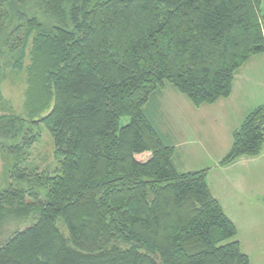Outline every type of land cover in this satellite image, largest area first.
Segmentation results:
<instances>
[{
  "label": "trees",
  "instance_id": "obj_1",
  "mask_svg": "<svg viewBox=\"0 0 264 264\" xmlns=\"http://www.w3.org/2000/svg\"><path fill=\"white\" fill-rule=\"evenodd\" d=\"M261 2L12 0L0 51L27 88L22 116H0L10 180L0 191V264L250 263L208 169L179 171L144 107L165 82L196 107L228 97L237 70L264 53ZM40 124L57 164L31 175L21 151ZM263 142L264 104L233 131L219 164L255 156ZM33 212L6 234L9 219Z\"/></svg>",
  "mask_w": 264,
  "mask_h": 264
},
{
  "label": "rangeland",
  "instance_id": "obj_2",
  "mask_svg": "<svg viewBox=\"0 0 264 264\" xmlns=\"http://www.w3.org/2000/svg\"><path fill=\"white\" fill-rule=\"evenodd\" d=\"M260 14L264 16V0L260 5ZM11 63L12 60L4 55L0 64V116H22V106L27 88L26 77L23 72L15 71ZM237 73L241 85L236 90L233 103H244L247 106L250 105L252 109L264 104V53L252 55L238 69ZM188 103L190 106L193 105L172 84L165 82L163 88H159L151 94L144 107L145 115L157 128L164 142L177 146L174 159L179 171L208 168L215 165V161L225 155L224 153L221 156L219 152L220 143L226 140L222 139V134L225 131L219 130L220 134L217 136L216 134L211 135L209 129L215 124L213 116H207V113L212 110L202 106L199 110L191 108L189 112ZM201 108H207V111ZM200 118L204 122H200ZM127 120L125 118L122 121L125 123ZM24 127L26 131H28V127L31 129L27 122L23 123ZM38 127L40 132L38 140L28 149L23 144L22 157L20 156L25 158L22 167L31 175L34 172H49L57 164L53 157V142L49 131L43 124ZM30 133L33 134V132ZM1 157L0 152V191L10 183ZM254 180L262 186H260V190H257L258 187L253 189V194L258 196H254L255 203L253 205L247 204L248 211L237 214L239 226L236 236L232 240L239 241L241 251L250 258L249 264H264V171L260 176L256 174ZM251 190L249 184V196L246 198L252 196ZM246 195L247 190L244 196ZM34 214L35 212L27 220L24 219L26 222H15L13 219H9L8 224L4 226L6 234L13 228L23 229L32 223ZM244 214L248 219L242 220ZM61 228L63 227L61 226Z\"/></svg>",
  "mask_w": 264,
  "mask_h": 264
},
{
  "label": "crops",
  "instance_id": "obj_3",
  "mask_svg": "<svg viewBox=\"0 0 264 264\" xmlns=\"http://www.w3.org/2000/svg\"><path fill=\"white\" fill-rule=\"evenodd\" d=\"M237 72L235 73L231 93L228 97L198 107L194 105L190 106L189 103L187 104L189 112L191 111V108L199 110L202 106L209 107V109L212 110V112L207 113V116L212 115L213 120L215 121V124L209 128L211 135L216 134L219 136V130L222 129L225 131V133L222 134V139L226 140L220 143L221 147L219 149L221 156L228 151L231 145V134L233 131L240 126L245 116L252 110L250 105L247 106V104L244 103H233V99L236 96V90L238 86L241 85ZM222 108H224V110H222ZM203 110L207 111V108ZM199 121L204 122L201 118ZM171 145L174 147L175 155L177 146L173 144ZM174 155L173 161L176 164ZM219 161L220 159H217L215 165L203 169H208L207 182L211 194L219 202L222 210L235 224L238 231L239 225L237 214L239 212L246 213L248 211L247 204L253 205L255 203L254 196L257 195L253 194V189L258 187L257 190H260V186H262L261 184H257V181L254 179L256 174L260 176L264 171V142L259 154L255 156H241L228 165H220ZM249 184L251 185L252 196L246 198L249 196ZM246 190L247 195L244 196ZM246 219H248V217L244 214L242 220Z\"/></svg>",
  "mask_w": 264,
  "mask_h": 264
},
{
  "label": "flooded vegetation",
  "instance_id": "obj_4",
  "mask_svg": "<svg viewBox=\"0 0 264 264\" xmlns=\"http://www.w3.org/2000/svg\"><path fill=\"white\" fill-rule=\"evenodd\" d=\"M13 6L12 0H0V30H6L12 35L13 30ZM4 54L0 51V64ZM1 67V65H0Z\"/></svg>",
  "mask_w": 264,
  "mask_h": 264
}]
</instances>
